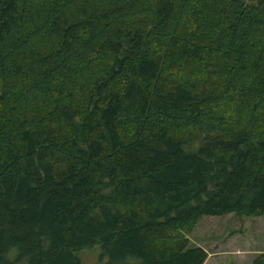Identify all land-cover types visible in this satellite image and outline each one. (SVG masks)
<instances>
[{
    "label": "trees",
    "instance_id": "16d2710c",
    "mask_svg": "<svg viewBox=\"0 0 264 264\" xmlns=\"http://www.w3.org/2000/svg\"><path fill=\"white\" fill-rule=\"evenodd\" d=\"M230 213L264 216V0H0V264H203Z\"/></svg>",
    "mask_w": 264,
    "mask_h": 264
},
{
    "label": "rangeland",
    "instance_id": "374dc122",
    "mask_svg": "<svg viewBox=\"0 0 264 264\" xmlns=\"http://www.w3.org/2000/svg\"><path fill=\"white\" fill-rule=\"evenodd\" d=\"M188 238L190 245L207 251L203 264H254L264 252V216H203ZM98 253L95 248L82 254L81 261L95 264Z\"/></svg>",
    "mask_w": 264,
    "mask_h": 264
}]
</instances>
